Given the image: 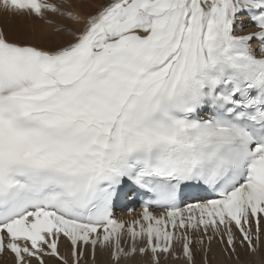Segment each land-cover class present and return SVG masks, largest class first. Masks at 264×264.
<instances>
[{"label": "snow or ice", "instance_id": "obj_1", "mask_svg": "<svg viewBox=\"0 0 264 264\" xmlns=\"http://www.w3.org/2000/svg\"><path fill=\"white\" fill-rule=\"evenodd\" d=\"M0 14L68 21L0 26V257L68 264L62 239L72 264L97 249L213 264L214 242L238 264H252L238 247L261 256L264 0H0ZM137 190L139 215L117 219Z\"/></svg>", "mask_w": 264, "mask_h": 264}, {"label": "bare ground", "instance_id": "obj_2", "mask_svg": "<svg viewBox=\"0 0 264 264\" xmlns=\"http://www.w3.org/2000/svg\"><path fill=\"white\" fill-rule=\"evenodd\" d=\"M75 2V1H74ZM64 23H68V21H63ZM31 28H35L36 32H38L39 29H51V27L44 25L43 26H38L35 25L31 22H17L16 26L14 27L12 23L7 24V31L9 33V35L11 36V34L15 31L20 32V31H24V30H29ZM262 229H264V226L262 225ZM238 252H240V260L243 262H248L251 261L252 264H259L262 256H264V248H262V254L261 256H257V257H251L247 254V252L245 251V249H240L238 247ZM213 253L215 255V259L213 260V264H217V262H222V264H238L237 261H231V260H224L223 257V253L221 249H218V247L216 245H213ZM97 264H104L105 261L101 260V259H96ZM199 264V261H197ZM0 264H10L2 259H0ZM46 264H61L59 261L55 260V259H48L46 261ZM163 264H178V263H173V262H167V263H163Z\"/></svg>", "mask_w": 264, "mask_h": 264}, {"label": "rangeland", "instance_id": "obj_3", "mask_svg": "<svg viewBox=\"0 0 264 264\" xmlns=\"http://www.w3.org/2000/svg\"><path fill=\"white\" fill-rule=\"evenodd\" d=\"M61 20H63V21H66V20H64V19H61ZM38 26H43L44 27V25L43 24H38ZM24 31H26V30H24ZM24 31H20V32H24ZM49 32V33H51V31H50V29H39L38 30V32L37 33H39V32ZM20 32H17V31H15V32H13L12 34H11V37H15L18 33H20ZM2 260H4V261H6L5 259H3V258H1ZM6 262H8V261H6Z\"/></svg>", "mask_w": 264, "mask_h": 264}]
</instances>
